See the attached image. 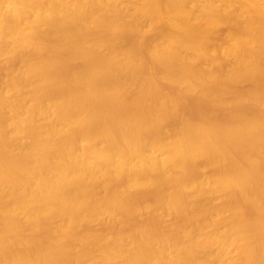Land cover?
Listing matches in <instances>:
<instances>
[{"label": "bare ground", "instance_id": "obj_1", "mask_svg": "<svg viewBox=\"0 0 264 264\" xmlns=\"http://www.w3.org/2000/svg\"><path fill=\"white\" fill-rule=\"evenodd\" d=\"M0 264H264V0H0Z\"/></svg>", "mask_w": 264, "mask_h": 264}]
</instances>
